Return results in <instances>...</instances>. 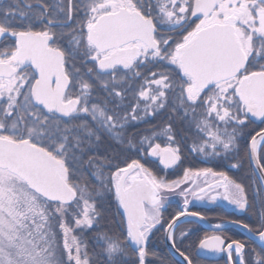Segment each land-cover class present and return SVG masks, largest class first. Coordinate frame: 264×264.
I'll list each match as a JSON object with an SVG mask.
<instances>
[{
    "label": "snow or ice",
    "instance_id": "1",
    "mask_svg": "<svg viewBox=\"0 0 264 264\" xmlns=\"http://www.w3.org/2000/svg\"><path fill=\"white\" fill-rule=\"evenodd\" d=\"M156 116L161 125L138 144L125 138L127 126ZM257 120L264 124V0H0V264H147L159 228L172 251L160 264H197L200 252L264 264V198L256 226L230 221L256 243L251 255L220 235L182 248L181 217L206 219L188 210L189 196L242 212L256 201L224 171L185 168L168 181L147 166L154 158L174 168L187 144L241 168L238 145ZM248 135L245 157L264 197V128ZM106 141L136 148V158L113 166L98 153ZM165 193L184 198L166 225ZM85 229L96 233L90 244L75 234Z\"/></svg>",
    "mask_w": 264,
    "mask_h": 264
},
{
    "label": "trees",
    "instance_id": "2",
    "mask_svg": "<svg viewBox=\"0 0 264 264\" xmlns=\"http://www.w3.org/2000/svg\"><path fill=\"white\" fill-rule=\"evenodd\" d=\"M49 3L52 2V0H48ZM171 114V113H170ZM167 117H164V119H166ZM161 120L162 118L159 116L156 117H147L144 121L142 122H136L133 126H127L125 129V133L126 136L125 138H130L132 136L136 137V142L138 144L139 139L146 133L151 131L154 128H158L161 125ZM262 128H264V124H261L260 121H255L253 123H250L248 125L247 128L244 129V133L243 136L239 142V155L237 157V159L240 160L242 167L238 168V169H232L230 167L229 162H225L220 158H213V157H208L205 158L203 156H200L198 154L195 153H190L189 149H188V145H184V147L182 148V160L181 162H179L176 166H174V168L169 169V170H163L160 166H158L157 168V164L156 162L147 165L149 167H151L153 170H155L156 172H158L161 176H164L166 180L168 181H172V180H178L180 178H182L183 176V172L185 168H191L193 171L198 170V169H203V168H207V167H211L213 168L214 171H224L226 172V174H228L230 177H232L235 181L241 183L246 190V195L249 199V202L251 203L253 200L256 201V207L253 210L255 213H259L260 214V200L264 197H256L255 195V189L256 186L258 185V182L252 172V169L250 167V164L248 162V159L245 157V145H246V141L250 140V136L248 135V133H252L254 134L256 131L261 130ZM157 142H163V138H161L159 141ZM189 144L191 143V141L188 142ZM109 145H111V147H109ZM137 149L136 148H127V145H120L115 143L114 141H106L103 145L100 146L98 153L100 156H107L109 158L112 159V164L113 166H115L117 163H120L121 165H123L124 159L127 155H131L132 158H136V153ZM260 155L262 157H264V148L260 149ZM85 161L88 160V157L86 156ZM149 159V158H148ZM141 162H144V157L141 156L140 157ZM150 160V159H149ZM232 162H235V160H233ZM85 167L88 168L87 163H85ZM93 169L88 168V173L89 175L91 174V171ZM107 174V171H106ZM240 175H245V176H249V179H246L245 181H243L240 177ZM89 187L92 188L93 184L90 182L89 183ZM106 194V193H105ZM108 203L107 201L105 202V208L108 209ZM252 210V209H250ZM115 208L112 207L110 208L109 211L106 212V219L104 221H102V225L108 228L114 227V223L111 220V216L115 215ZM211 214V213H209ZM215 217H220L218 213H213ZM256 215V214H255ZM258 216H256L255 218V223L254 226H256L259 222ZM119 223V219L117 218L115 221V224ZM166 223V222H165ZM80 240L85 243V244H90V242L92 241L93 237L96 235V233H92L89 232L88 230H84V231H80L77 230L75 233ZM229 234V233H228ZM158 235V240L162 241V231L159 229L158 231L155 232V239L156 236ZM204 235V232L201 234H194L193 237H189V241L188 244L189 246L192 247V249L197 245L198 241L200 240V238ZM159 249L160 250H164V247L162 245V243H159ZM252 245V249L254 247H256L255 245ZM182 248H184L182 246ZM89 251L91 252V247H89ZM253 250L250 251V255L252 254ZM162 255H165V253H162Z\"/></svg>",
    "mask_w": 264,
    "mask_h": 264
},
{
    "label": "flooded vegetation",
    "instance_id": "3",
    "mask_svg": "<svg viewBox=\"0 0 264 264\" xmlns=\"http://www.w3.org/2000/svg\"><path fill=\"white\" fill-rule=\"evenodd\" d=\"M149 159L153 161L152 163L156 162L157 168L158 166H160L163 169V166L159 165L158 160H155L154 158H149ZM240 177L243 181H245L246 179L250 180L249 176L240 175ZM230 178L233 179L232 177ZM208 181L212 182V178L209 177ZM197 183L200 186L206 187L204 178H199ZM181 187L182 188L189 187V185L183 184L181 185ZM177 192H179V189L177 190ZM164 195L168 197V203L166 204L164 212H163V216H164L163 222L166 225L171 216L175 215L176 212L183 210V199L184 198L176 193H165ZM213 195H216V190L211 191L208 194V196H213ZM188 199L190 201L188 210L199 212L200 214L206 217L205 220L210 224H221V223L230 222L233 220H238L243 223H248L254 226L255 219H256L255 217L258 216L257 217L258 220L260 217V214L255 213L253 209L252 210L249 209L246 212H242V211L235 209L234 206L228 205L225 201L220 200V199H217L214 203L209 202V199L207 196L205 197L203 201H197L193 199V197L191 196H189ZM213 213H218L219 216H221V218L215 217ZM159 229L162 231V241L158 240V235L156 236V239H155V232H156L155 231L154 235L150 238L148 245H147L148 252H149V255L146 257L147 264H160V261L156 258L157 256H165V257L171 256L165 248L163 228H159ZM175 231H176L177 237H179V234L182 231L189 232V235L184 239V244L182 245L184 248L189 247V244H188L189 237H193L194 234L197 235V234H201L204 232V235L200 238V240L203 239L205 236L220 235L224 239L225 245L227 243H230L232 240H240L241 242L246 244V249H245L246 253L250 255V251L253 250L252 245H251L253 243L250 242V240L242 232H239L238 230H235L233 228L226 229L222 232H210L204 229L203 226L196 221H193L191 223L182 221L180 222L179 227ZM159 243H162L164 250H160L158 248ZM196 246L193 248V250H196ZM161 252L165 253V255H162ZM227 256L225 252H221V253H216L215 256H212L213 258H210V259H202L199 257H194V258L197 259V264H228ZM233 256H235L234 252H233ZM234 264H236L235 261H234Z\"/></svg>",
    "mask_w": 264,
    "mask_h": 264
},
{
    "label": "water",
    "instance_id": "4",
    "mask_svg": "<svg viewBox=\"0 0 264 264\" xmlns=\"http://www.w3.org/2000/svg\"><path fill=\"white\" fill-rule=\"evenodd\" d=\"M251 166V169H252V171H253V173H254V175H255V177H256V179H257V182H258V184H259V179H258V177L261 175L256 169H255V165H250ZM192 220L193 221H196V222H198V223H200L202 226H203V228L204 229H206L207 231H210V232H222V231H224V230H226V229H235V230H238L239 232H242L249 240H250V242H252L254 245H256V243L249 237V234H248V232L246 231V230H244V229H241L238 225H234V224H232V223H230V222H225V223H221V225H222V228L221 229H214L213 228V225H215V224H210V223H208L206 220H203V221H201V220H198V219H196V218H192ZM182 221H185V218L184 217H181V222ZM164 244H165V248H166V250H167V252L170 254V255H172V251H171V245H170V243L165 239V233H164ZM216 254V253H215ZM215 254H213V253H208V252H200L199 253V258H202V259H210V258H213L212 256H215ZM225 254H226V256H227V253L225 252ZM227 258H228V256H227ZM176 259H181L180 257H176ZM236 262V264H238V260L237 261H235Z\"/></svg>",
    "mask_w": 264,
    "mask_h": 264
}]
</instances>
